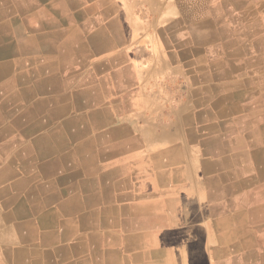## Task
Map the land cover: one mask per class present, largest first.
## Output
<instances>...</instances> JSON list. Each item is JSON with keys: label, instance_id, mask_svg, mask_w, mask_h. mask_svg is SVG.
<instances>
[{"label": "crops", "instance_id": "1", "mask_svg": "<svg viewBox=\"0 0 264 264\" xmlns=\"http://www.w3.org/2000/svg\"><path fill=\"white\" fill-rule=\"evenodd\" d=\"M86 1L75 0L68 20L55 12L65 33L53 43L79 39L83 51L71 56L85 62L80 69L62 70L58 54L46 48L28 54L27 68L43 72L31 86L61 81L35 93L44 105L36 117L48 119L64 142L58 148L51 142L43 155L33 146L45 134L15 131L33 162H17L9 181L26 182L18 194L42 204L36 213L47 217L44 224L25 221V247L40 251L43 264H264V0H160L154 7L119 0L117 17H101L90 28V17L78 12L97 0ZM214 17L229 25L216 43L236 41L235 66L231 50L213 53L210 42L201 43L199 23ZM40 28L27 32L37 43L55 27ZM72 28L79 34L70 39ZM168 29L180 31L187 47L170 45L180 35ZM224 80L237 91L230 113L217 105L218 96H199ZM87 87L99 95L93 102L82 98ZM198 113L207 122L195 121ZM80 118L83 137L70 123ZM205 123L220 132L203 129ZM49 251L57 254L46 259Z\"/></svg>", "mask_w": 264, "mask_h": 264}, {"label": "bare ground", "instance_id": "2", "mask_svg": "<svg viewBox=\"0 0 264 264\" xmlns=\"http://www.w3.org/2000/svg\"><path fill=\"white\" fill-rule=\"evenodd\" d=\"M41 1L42 0H0V138H1L0 181L4 179H7L8 181L7 183L3 182L4 184L0 183V240H1L0 242H2L0 243V259H2L3 262L2 263L0 261V264H6L7 263L6 261L11 262L18 260H22V262L26 260L29 261L31 264H33V262L36 260L38 264H43V259L41 258L42 253L40 251L34 250L33 247H25L24 244L27 243L26 241L27 238L23 233L26 224L25 221H37L38 219L40 223L44 224L45 221L47 220L46 215L42 213L39 214L36 213L39 210L38 208L42 207V204L36 206L31 205L32 201H30L29 198L20 197L18 192L24 191V189L25 191L27 190L25 184L26 182H23L21 179H20L21 181H9L11 178L15 177L16 175L13 170V167L16 165L17 162L19 161L33 162V159L27 157V152H29L31 148H27L28 145H26L27 144L26 141L24 142L20 138H17L19 136L15 135V131L20 132L23 135V137L24 136L26 137V135H31L32 132H36V131L45 134V135H40L36 140V142H34L35 146H33L35 149L39 148L43 152V155L47 154L51 150L50 149L52 148L51 142H54L57 148L61 146L60 143L64 142L63 141L64 139L62 138L60 132L54 129L53 126L48 124V119L36 117L37 115L40 114V112L42 111V107L44 105L39 100L36 99L35 93L37 91H42V89L47 88V86H49L50 83L56 86L58 83L59 84L58 86H60L61 81L57 77H55L52 78L49 82L46 80L38 81L35 85L31 86L29 84L30 81L36 79V77H40L37 75H39L42 72V69L38 71H33V69H29L30 67L27 68L29 65H31V58H32V57L30 58L28 54L31 51L32 52L35 51L36 48H46L49 51L52 50V52H56L58 54L57 57H59L62 63L60 68L65 71H69V69L78 70L81 68L82 65L85 64L84 61L76 62L74 59L75 56H71V53L75 52L77 49L78 51L79 50L83 51L82 49L84 48V46L82 45L79 39L75 41H66L63 44L53 43V37L65 33L64 32L65 29L64 30L60 29L56 23L58 17L55 15V12L61 14L64 17L63 20H68L69 15L66 13V10L69 8H74L76 6L75 0H54V2L49 7L42 6ZM85 1L86 0H77L78 3L81 2L82 4ZM118 1L119 0H97L91 5L88 4H87L88 6L82 5L83 9L82 6H80L81 9L79 10L78 14L81 15L82 17H86V18L90 17V19L88 18L85 21L86 22L85 27L90 28L91 25H93L96 22H99L101 20V17H107V16L117 17L118 15L117 12L119 9H117L118 5L116 3ZM120 2H122V0H120ZM160 2H161L160 0H147V4L153 7L157 6ZM84 6H86L88 10L86 14L84 13L85 10ZM101 7H103V10H100ZM119 11L121 13V10ZM27 12H29V14H26ZM124 12L129 14L127 10H124ZM213 19L215 22H213L212 19L211 21L208 22L202 20L200 21L199 24H201L200 25L201 28L199 29L203 35L201 43L203 44L206 42H210L211 50L213 53L219 51L221 47L223 49L231 50L232 51L231 55L233 56L232 62L234 61L233 65L235 66L237 63V60L235 59L237 53V50L235 48L236 41L234 42H232V40L221 41L220 45H218L216 43L217 38L216 39L213 38V37H217L216 35L217 33H219L223 37L228 36L226 33H228L229 31L228 29L229 25L224 23H219V18L214 17ZM217 21L218 24L216 26L215 23ZM203 23L205 24L202 25ZM45 26L46 27L53 26L55 28L53 29L52 32H50L47 35L48 36L47 38L44 37L45 38L44 42L37 43L35 36L30 37L27 35V32L33 30L34 27H38L37 30H40L41 29L40 27H45ZM260 26L262 25L255 24L253 28L259 29ZM167 32L174 33L175 35L176 34L180 35L176 41L169 40L168 43L170 45L186 46V39L184 38V35L181 34L180 31L168 29ZM78 34H79L78 30L73 28L66 32V35H68L70 39H72L71 37L73 38H75L76 36L78 37ZM13 55L14 57H16L15 61L10 60V57H12ZM49 60L51 61V59ZM78 66H80V68ZM16 67L21 68V70H17L16 72L15 71ZM60 78L62 79V77ZM86 81L87 82L92 81L89 75L86 77ZM224 81L225 83L223 84L224 85L223 87L216 86L212 88L210 87L206 88L204 89L205 90L204 93L203 91H200L199 96L202 97L203 96L211 97V95L218 96L217 105H220V108L222 109L223 112L230 113L235 107H237V104L234 101L235 97L237 96L235 95L237 91L234 88L235 85L233 80H224ZM95 89L96 88L87 87V91H85V94L82 98L88 97L90 99L92 97L91 100L93 102L95 97L97 98V96H99L97 90ZM29 101H31L30 105H29ZM204 111L208 114L209 116L208 119L212 121L210 110H204ZM198 116L200 119H198ZM75 119L70 121L72 126H78V129L75 131V135L78 137H83L84 130H86L84 123L85 120L83 118H80L78 120ZM208 119L202 120L201 114L195 117V121L207 122ZM210 123H205L201 127H203V129L210 128L211 130H216V131L219 130L217 125L213 123L209 125ZM242 136L245 137L244 134ZM241 139H245V138L241 137ZM212 189L214 190L215 188ZM227 190L232 191L233 189L229 186ZM6 194L9 195L13 204L9 205V198L6 196ZM5 196L6 198H3ZM259 201L262 204V206H264V199L259 198ZM12 238L21 239L22 240L21 242L23 243H19L20 246L16 245L15 243H10L12 241ZM227 239H229V237H227ZM11 244H14V246H11ZM52 254H57V253H53L50 251L48 253H45L46 259L48 256H51Z\"/></svg>", "mask_w": 264, "mask_h": 264}]
</instances>
